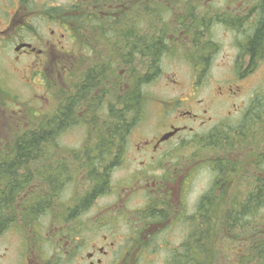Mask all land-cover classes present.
I'll return each instance as SVG.
<instances>
[{
    "label": "flooded vegetation",
    "instance_id": "1",
    "mask_svg": "<svg viewBox=\"0 0 264 264\" xmlns=\"http://www.w3.org/2000/svg\"><path fill=\"white\" fill-rule=\"evenodd\" d=\"M263 2L0 0V132L10 137L0 138V204L14 195L7 202L14 209L34 204L46 212L38 221L17 220L9 234H18L20 245L0 254V264H264L263 159L242 150L254 148L249 126L264 127L263 108L231 104L215 127L227 140L214 146L193 138L194 125L213 119L210 102L190 87L178 99L153 103L161 118L126 150L153 100L145 86L171 77L179 83L159 69L164 61L188 65L193 84L243 82L255 73L264 51ZM213 66L231 72L214 77ZM236 89L220 91L214 103L238 97ZM117 124L129 133L101 141ZM70 127L87 131L93 145L84 140V149L72 152L82 190L65 201L68 157L52 151L65 148L61 138ZM39 128L48 132L45 162L58 182L47 187L35 177L21 195L13 193L32 176L21 170L19 153L32 148ZM200 143L210 157L197 155ZM185 150L195 155L180 154ZM118 168L125 172L115 177ZM244 184L250 186L240 189Z\"/></svg>",
    "mask_w": 264,
    "mask_h": 264
},
{
    "label": "rangeland",
    "instance_id": "2",
    "mask_svg": "<svg viewBox=\"0 0 264 264\" xmlns=\"http://www.w3.org/2000/svg\"><path fill=\"white\" fill-rule=\"evenodd\" d=\"M150 69L151 67L149 66V70ZM159 69H161V71L164 74H168L170 76L176 75L177 76L176 80L179 83L178 84L171 83V80L174 79L173 77H171V79L169 80L162 78L163 80H160V82L158 83L157 82L150 83L147 86H145L144 91L146 92V95L152 96L153 100L146 102V105L143 111L144 123L143 124L140 123L138 124V126L134 127V131L131 133V137L129 138V142L127 144L129 146L128 149L131 148L130 145L133 144L135 138H137L141 134L151 131V129H154L155 128L154 124L158 122L159 118H161L162 112L160 108H158V106L156 105H153V103L158 104V101L166 102L169 100L178 99L181 97V94H185L187 90L190 89V87L191 89L194 90L198 99H202L204 101L210 102L211 105L210 104L206 105V109H207L208 116L212 117L213 119V121L209 123L208 126H205L204 128H200L194 125L193 126L194 128L193 138L195 137L201 140L203 139L213 140V138H207L206 136H204L206 132L208 133L213 130H218L220 132H223V130H221L220 128H215V127L220 125L218 121L222 120L223 114L227 115L228 111H232L231 104H235L237 106V105H240V103L244 102L246 105V108L252 107L254 109H257L256 106H258L259 109L263 108L264 110V51L261 52V59H260L257 69L255 70V73L252 74L250 78H248L247 80H244L243 82H235L233 80L228 82V81H224V79H220L216 82L208 81V82H203L201 84H193L192 82H189L188 80V77L190 75L189 74L190 69L188 65L167 63L164 61L163 63L160 64ZM137 71L139 72V74H142V73L144 74L146 72L144 67H138ZM228 71H230V68L222 67V66L221 67L213 66L208 70L209 74L213 75L214 77L222 76L225 74V72H228ZM180 76H182L183 78H179ZM237 86L241 89V94L238 97L231 98L227 102L222 101L223 104L214 103L215 101L214 98L220 96V91L226 92L228 88H233L234 91H237L236 89ZM100 90L101 89H99L98 92H100ZM116 103L118 106V102ZM257 113H261V111L259 110V112ZM224 123L231 125L230 128L235 129L236 123L234 122L233 119H230V120L227 119ZM245 124H246V127H248L247 123ZM159 125H161V123H159ZM251 125L249 126L250 133L248 135L250 138L249 142H253L254 148L250 147L248 149L244 148L242 150L246 151L245 155L247 154V150H249L250 155L255 157V156H258L259 153H261V151L264 149V127L263 128L258 127V126L252 127ZM12 134L13 133H10V135ZM215 135L219 136L218 133H216ZM0 138L10 139L9 136L2 137V132H0ZM88 139L89 138H88L87 131H84L81 128H77V127L76 128L70 127L68 131L64 132V135L61 138V140H63L64 142L63 145L65 146V148H54L52 151L53 155L57 156V154H59V151L63 149V154L65 153V155L68 157L69 176L67 177V180L63 181V185L65 188L63 189V194H62V197L65 199V201H66V198L72 199L73 193H75L79 188L80 190H82L81 189L82 181L79 177L80 166H79V163L74 162L75 155L72 152H80L82 149H84V147L82 146L78 147L79 145H82L81 143L84 140L85 141L87 140V142H90L86 144L93 145V139L92 138H91L92 140H88ZM199 147H200V152L197 154L198 156H206V157L211 156L209 155L210 151L208 149L203 148L201 146V143ZM240 150L241 149L239 147H236L233 149L232 153L234 154ZM180 154L195 155L194 153H192V150L181 151ZM247 168L249 170L248 173L252 174V171H253L252 164H250V167L247 166ZM118 171H120V168L117 169L115 177H119L125 172L124 169L122 173H119ZM205 174L207 176V173ZM262 180L264 181L263 178ZM199 181H200L199 183L197 182L198 186L199 184L205 183L204 180H199ZM84 183L86 184V180H84ZM248 186L250 185L244 184V185H240L239 188L240 189L247 188ZM233 187H238L236 181ZM259 210H261V211H258L259 216H261L262 219L264 220V208L259 209ZM42 219H44L43 216H42ZM45 223L46 222L43 221V224ZM25 231L26 232H24L23 239L29 236L28 230L25 229ZM9 233L10 232L5 233L0 239V254H3L4 252H9L12 254L15 252L16 246L20 245L19 241H21V239L19 238V235L16 233H13V234H9Z\"/></svg>",
    "mask_w": 264,
    "mask_h": 264
},
{
    "label": "trees",
    "instance_id": "3",
    "mask_svg": "<svg viewBox=\"0 0 264 264\" xmlns=\"http://www.w3.org/2000/svg\"><path fill=\"white\" fill-rule=\"evenodd\" d=\"M263 14H264V2H263ZM136 86V85H135ZM257 110L256 113L259 112V107L256 106ZM119 119V118H118ZM117 119V120H118ZM120 125H116L113 127L114 131L108 133L107 131L103 132L102 135H100L101 141L106 140H117L118 137H123L124 134H128L129 132L126 130H122ZM247 127H244L246 129ZM127 129V128H126ZM238 129H243V125L239 126ZM218 133L219 136H216L215 134ZM224 135H226L225 132H220L218 130H213L211 131V134L206 135L207 138H213L212 144L214 146H217L219 142H223L224 140H227ZM49 138L48 132L42 130V128H39L38 130L32 132V148L29 146L25 147L24 150H22L19 153L20 156V166L24 167L21 170L31 173V175H26L25 178L21 179L19 182V185L15 186V188H18L17 190H14L13 193L17 192L16 194L20 193V195L23 193V190L28 188L29 184L33 179L36 177V180L43 181L45 183V186L50 187V185L54 184L56 181L58 182V178L55 177L56 173L52 171V168L50 166L46 165L45 162V154L46 151L44 149V141H46ZM215 139V140H214ZM36 141V142H34ZM202 141H205L203 139ZM261 158L263 159L260 163V171L264 172V149L261 151L259 154ZM76 156V155H75ZM74 156V157H75ZM78 156V155H77ZM256 165V164H255ZM32 166H37L40 168H32ZM260 185L258 188H264V181L259 180ZM23 196V195H22ZM21 196V197H22ZM15 196L13 195H7L5 198H7V201L5 204L1 205L0 204V235L5 234L6 232L17 228V220H32L33 221H38L42 219V216L44 217L46 212L34 208V204H32V210H16L14 209V206L12 204H7L10 199H13ZM260 201L259 204H261V207L264 206V193H261L259 195ZM253 201H248L246 200L244 204H251ZM44 203V202H42ZM244 210H248L246 208ZM259 208V207H258ZM21 217V218H20Z\"/></svg>",
    "mask_w": 264,
    "mask_h": 264
}]
</instances>
